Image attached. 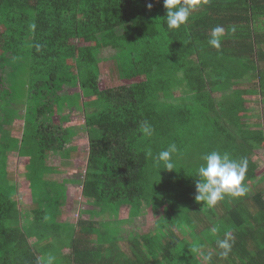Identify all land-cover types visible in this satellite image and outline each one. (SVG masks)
<instances>
[{"label": "trees", "instance_id": "obj_1", "mask_svg": "<svg viewBox=\"0 0 264 264\" xmlns=\"http://www.w3.org/2000/svg\"><path fill=\"white\" fill-rule=\"evenodd\" d=\"M4 54L28 73L18 154L31 208L9 184L0 128V264H264V124L251 104L264 105V0H0ZM70 84L84 119L64 111ZM16 91L0 93V126ZM80 157L82 203L126 205V220L53 222L67 181L51 175L77 174ZM152 214L147 232L126 225Z\"/></svg>", "mask_w": 264, "mask_h": 264}, {"label": "rangeland", "instance_id": "obj_2", "mask_svg": "<svg viewBox=\"0 0 264 264\" xmlns=\"http://www.w3.org/2000/svg\"><path fill=\"white\" fill-rule=\"evenodd\" d=\"M2 66V67H1ZM27 71L23 68L22 62L19 60H14L9 55L4 54L0 55V93L2 90L10 89L11 86H16L17 91L11 93L8 97L3 99L1 104V110L5 116L3 124L0 128L10 131V142L12 144V151L9 154L8 163H7V172L13 173L9 184L16 185V198L20 201L22 208L29 209L31 208L30 204L26 201L25 196L28 192V180L24 179V166L23 160L18 154L19 142L22 133V127L24 126L25 121V109H26V94H27ZM64 101L67 102V105L64 106V111H67L71 121H77L79 119H84L83 114H79L77 105L70 101L73 98H79L84 100L81 97L80 89L75 84L68 85L64 92ZM255 98L251 99V104L255 105V110L252 111L256 113L255 118H259L260 121L264 124V113L262 109L264 105L255 101ZM70 102V104L68 103ZM248 106V105H247ZM254 119L252 118V121ZM52 121L54 123L60 122L59 117L55 116ZM76 133V140H79V144H75V147L78 151L85 152L87 151V142L83 136L82 130L79 127ZM60 151L55 149L51 157L49 158L47 165L48 166H58L60 163L59 157ZM75 161L76 166H74L75 171H78L77 174H65V175H51V178L55 180L58 184L67 181L64 185L66 189V201L65 203L58 208L57 213L60 215V218L53 220L54 223H60L61 225H66L69 227H74L77 221L81 218L87 220H96V221H114V220H126L128 216V206L122 205L117 207L116 213L104 211L101 212L97 208L89 204L82 203L81 194H80V181L81 169L83 166V158ZM254 160L257 162L258 170L264 169V150H257L254 155ZM36 175L30 176L33 182L32 189L34 194V200L36 202H42L44 199L43 193L45 191L44 186L42 185V180H35ZM43 179V178H42ZM52 182H48L47 191L50 192ZM261 188L264 189V184L261 185ZM51 194V193H50ZM54 197L56 195L53 194ZM157 214V213H155ZM155 214L150 215V218L143 217L139 219L130 220V228L140 230L142 232H147L152 229V223ZM126 232V231H125ZM126 237V233L123 234V238ZM68 251H64L67 253ZM59 263V261H58Z\"/></svg>", "mask_w": 264, "mask_h": 264}, {"label": "crops", "instance_id": "obj_3", "mask_svg": "<svg viewBox=\"0 0 264 264\" xmlns=\"http://www.w3.org/2000/svg\"><path fill=\"white\" fill-rule=\"evenodd\" d=\"M64 251H68L67 249H65Z\"/></svg>", "mask_w": 264, "mask_h": 264}]
</instances>
